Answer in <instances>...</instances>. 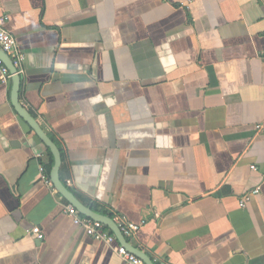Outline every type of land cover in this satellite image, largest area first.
Wrapping results in <instances>:
<instances>
[{
    "label": "crops",
    "instance_id": "obj_1",
    "mask_svg": "<svg viewBox=\"0 0 264 264\" xmlns=\"http://www.w3.org/2000/svg\"><path fill=\"white\" fill-rule=\"evenodd\" d=\"M0 15L24 54L19 109L0 81V264H128L69 201L145 220L123 243L154 264H264V0H0Z\"/></svg>",
    "mask_w": 264,
    "mask_h": 264
},
{
    "label": "built area",
    "instance_id": "obj_2",
    "mask_svg": "<svg viewBox=\"0 0 264 264\" xmlns=\"http://www.w3.org/2000/svg\"><path fill=\"white\" fill-rule=\"evenodd\" d=\"M6 16L0 15V52L4 53L11 61L15 72L12 73L8 66L5 64L3 58L0 56V81L2 83H7L8 80L12 78L14 74H20L23 72V61L24 54L19 49L15 37L5 28ZM254 129L258 132H264V119L254 123ZM42 174L41 179L43 182L53 191L54 186L50 177L44 172V168H41ZM71 181L68 179L66 184H70ZM259 188L256 187L251 191V193H258ZM249 194L243 195L239 200V205L244 206L245 202L248 200ZM63 213L69 217L74 225L80 226L86 235L94 240L102 241L107 245L113 247L114 253L124 262L128 264H146L145 261L138 256L134 251H131L122 243L115 244L118 241V237L111 233L104 225V223L98 219L91 217L80 216L78 210L72 203H65L63 205ZM117 229L121 233V238L124 239L131 238L136 231L145 223V220L140 222L129 221L124 215H115L112 218ZM29 232L36 234L38 239L43 237L39 227H32Z\"/></svg>",
    "mask_w": 264,
    "mask_h": 264
},
{
    "label": "water",
    "instance_id": "obj_3",
    "mask_svg": "<svg viewBox=\"0 0 264 264\" xmlns=\"http://www.w3.org/2000/svg\"><path fill=\"white\" fill-rule=\"evenodd\" d=\"M0 56L3 58L5 64L8 66L9 70L12 73H14L15 72V69L12 66V63H11L10 59L4 53H1V52H0ZM11 80L14 83L13 90H12V102H13L14 106L17 109H19V103H18V88H19L20 76L18 74H14L12 76ZM44 139H45V142L53 149L54 154H55V164H54V166L52 168V175H51L52 182L54 184H57L58 186L63 187V185L61 184V182H60V180L58 178V174H57L58 167H59V164H60V157H59L58 151H57V149L52 145V143L48 139H46V138H44ZM69 202L73 203L72 201H69ZM90 217H92L94 219H98V220H100L102 222H108V220L112 222L111 219H103L101 217H95V216H90ZM112 230L114 231V234L118 237V241L119 242L121 240H124V242H126V240L123 237L121 238V233L119 232V230L117 229V227L116 228H112ZM134 250H136V249H134ZM134 252L138 256H140L145 261L146 264H154L148 257H146V255H144V253L142 254L138 250H136Z\"/></svg>",
    "mask_w": 264,
    "mask_h": 264
},
{
    "label": "trees",
    "instance_id": "obj_4",
    "mask_svg": "<svg viewBox=\"0 0 264 264\" xmlns=\"http://www.w3.org/2000/svg\"><path fill=\"white\" fill-rule=\"evenodd\" d=\"M49 171H50V165H47V167H46V171H45V172H46L47 174H49Z\"/></svg>",
    "mask_w": 264,
    "mask_h": 264
}]
</instances>
